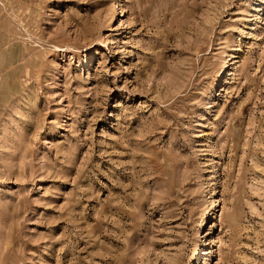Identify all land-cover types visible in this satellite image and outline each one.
Returning <instances> with one entry per match:
<instances>
[{
    "label": "rangeland",
    "instance_id": "rangeland-1",
    "mask_svg": "<svg viewBox=\"0 0 264 264\" xmlns=\"http://www.w3.org/2000/svg\"><path fill=\"white\" fill-rule=\"evenodd\" d=\"M0 264H264V0H0Z\"/></svg>",
    "mask_w": 264,
    "mask_h": 264
}]
</instances>
